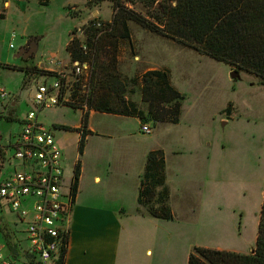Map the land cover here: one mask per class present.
<instances>
[{"label":"crops","instance_id":"1","mask_svg":"<svg viewBox=\"0 0 264 264\" xmlns=\"http://www.w3.org/2000/svg\"><path fill=\"white\" fill-rule=\"evenodd\" d=\"M40 1L45 0H0V16L7 18L10 11L17 12L22 25L21 34L16 32L13 40L25 38L16 59L35 58L34 64L25 66L17 60H0L2 65L29 69L24 70L23 87L32 73L40 75L36 85L56 78L49 70L56 69L49 62L50 56L71 62L66 49L69 40L63 56L58 55L59 48L40 51L39 38L37 47L30 45L37 31L31 30L33 15L29 11L31 4L38 5ZM60 4L66 8L73 5L80 12V23L100 15L99 11L87 10L86 0H64ZM29 46L32 54L19 56L20 50L27 47L28 51ZM15 47L14 44L11 48ZM216 66L223 69V74L221 82L215 83L218 73L211 69ZM157 68L165 67L147 69ZM201 69L198 75L208 83L200 84L199 77L192 95L181 90L185 99L180 121L159 124L153 133L142 131L144 121L139 116L90 110L85 124L84 110H72L68 103L39 111V120L51 129L63 149L66 188L72 185L77 164L80 165L65 264H188L196 246L241 254L254 252L264 202V117L253 112L264 104L259 98L253 100L252 115L242 107L248 96L233 95L234 68L229 64L206 61ZM3 83L17 99L0 104V143L10 138L3 134L9 131L6 122L11 118L20 120L19 134L25 118L17 115L23 87L13 91ZM139 97L140 94L136 99ZM231 104L232 109L225 112ZM51 108V119L47 120L42 111ZM10 110L15 112L11 118L7 113ZM83 136L85 146L80 153ZM154 149L164 153L172 219L140 210L142 174L148 154ZM13 168L8 165L6 172ZM0 215L3 251L5 246L20 248L14 230L25 229L1 198ZM22 245L27 248L28 242L22 241ZM12 253L5 254L20 264Z\"/></svg>","mask_w":264,"mask_h":264},{"label":"trees","instance_id":"2","mask_svg":"<svg viewBox=\"0 0 264 264\" xmlns=\"http://www.w3.org/2000/svg\"><path fill=\"white\" fill-rule=\"evenodd\" d=\"M102 1L88 0L87 8ZM107 1L113 6L112 20L94 17L83 25L84 29L78 27L71 32L66 46L71 61H88L91 64L87 90L80 95L75 94L72 98L74 101L68 103L84 110L85 124L90 110L141 118L147 113L155 121L168 123H178L181 119L185 95L174 86L165 68L150 69L142 76L141 93L147 110L128 99L127 85L118 69V49L120 40H132L130 22L225 62L234 69L256 74L264 84V0H168L155 8L156 13L152 15L154 21L130 7L136 4V0ZM76 14L72 13L74 16ZM80 29L85 35L83 39L76 37ZM7 66L16 69L15 66ZM229 111L230 107L225 109V112ZM84 146L83 136L80 153ZM165 162L161 149L149 152L138 202L142 212L172 219L174 213L165 184ZM79 175L78 163L72 183L75 194ZM59 242L49 264H65L69 235H60ZM8 247L7 253L11 246ZM31 263L42 264L34 259ZM188 264H264V202L253 253L241 254L196 246Z\"/></svg>","mask_w":264,"mask_h":264},{"label":"rangeland","instance_id":"3","mask_svg":"<svg viewBox=\"0 0 264 264\" xmlns=\"http://www.w3.org/2000/svg\"><path fill=\"white\" fill-rule=\"evenodd\" d=\"M61 1L64 0H51L47 3L38 2V5L31 4L29 13H32V25L31 30L37 33H34V37L31 40L32 44L36 46V39L39 38V50L42 49L50 50L54 48L60 49L59 56H63L65 53V44L71 37V32L78 28L77 25L80 24L79 27H83L84 24L89 20H86L82 23V18L80 17V12L76 11V8L72 6L62 7L60 4ZM88 0H86L87 3ZM136 4L134 6H130L134 8L139 13L145 15L148 19L153 20V14L156 13L155 8L160 6L161 3H167L168 0H136ZM68 10V13H67ZM87 10L91 13L94 11H99L98 17L100 19H104L105 21H110L113 18L114 10L112 3L104 0L99 5H94L92 8H87ZM16 12V11H15ZM77 13L75 16L72 13ZM17 13V12H16ZM14 12H9V17L0 16V60L6 62L18 61L19 64L25 66L26 64H34V57L30 58H17L15 57L17 51L21 47V44L24 42L25 38L20 37L17 38L14 42L16 45L15 48L10 47V43L12 41V32L16 30V32L21 34V26L19 23L18 15ZM70 15V16H69ZM96 16V17H97ZM130 27L132 31V40L122 39L119 43L118 49V69L122 73L126 85H127V97L130 101H135L136 104L142 105L144 109L147 110V103L143 101L142 98V76L145 71L150 70L147 69L149 66H164L165 69L169 71L172 83L175 87H177L180 91L186 92L187 95H192L195 89H197L198 78L201 75L199 71H202L201 66L206 61H214L216 63V59L211 58L209 56H200L198 52H196L193 48L184 46L175 40L169 39L162 35H158L150 30L144 28L136 22H130ZM81 29L77 32V36L80 39H83L85 35L83 32H80ZM37 47V46H36ZM40 53V52H39ZM67 55V54H66ZM51 57V56H50ZM70 57V55H69ZM72 62V61H71ZM69 62V64L71 63ZM220 65H222L221 61H218ZM153 64V65H149ZM4 66V67H2ZM10 66V65H9ZM13 66V65H11ZM16 67V66H15ZM163 69V68H161ZM25 68H11L7 65L0 64V78L3 82L7 83L11 90L16 91L18 88L23 87V79ZM218 73L216 78V82H221L223 69L220 66H216L215 69H211ZM238 71L237 77L233 80L231 85V91L234 93L233 95H246L248 96V101H245L243 104V108L249 110L251 108V103L253 100L261 99L262 104H264V84L262 79L253 73L247 71H240L238 69H234ZM204 71H210L209 69H204ZM199 74V75H198ZM89 69H86L84 72L81 81L76 83H71V88L69 89V97L72 99L75 94L80 95V93H85L87 90V86L89 84ZM38 74L33 75V73L29 76V79L25 82V85L22 89L21 100L22 103L18 110V116H26V114L35 107L33 97L36 92V84L39 82ZM51 79L53 77H50ZM197 78V79H196ZM201 78V77H200ZM202 85L207 84L208 80H204L201 78ZM21 84V85H20ZM19 86V87H18ZM181 91V92H182ZM182 92L184 95L185 93ZM139 100L136 99L138 95ZM216 94V91L212 93ZM12 99H17L15 94H12ZM249 105H248V104ZM214 107V103L212 104V108ZM230 110L232 109V104L229 106ZM72 110H77L74 107H71ZM12 109V108H11ZM51 109H45L42 111V115L47 116V120L51 119ZM260 109V108H259ZM8 117L14 114V111H8ZM256 115H260L264 117V106L258 110L257 112H253ZM252 115V112L250 113ZM44 117V116H43ZM144 122L151 124L154 132V127L162 123L168 122H160L155 121L150 118V116L146 113L143 118H141ZM1 123V122H0ZM174 124V123H172ZM7 129L9 130L10 139L14 141L16 139L17 133L21 128V122L18 119L11 118L8 122H6ZM49 125V123H48ZM51 125V124H50ZM49 125V126H50ZM52 126V125H51ZM152 132V133H153ZM1 218V215H0ZM24 227V225H23ZM17 234L16 240L20 248H10V252L14 257L17 258L20 264H32L33 257L27 252L24 245H22V241L28 242L26 239V233L22 230L15 231ZM18 232V233H17ZM0 238L2 240V233L0 232ZM207 238V236H206ZM204 236V241L206 240ZM0 240V241H1ZM16 243V245H17ZM9 244V243H8ZM23 246V248H21ZM8 247L5 246L4 252L7 253ZM19 256H21L19 258ZM22 262V263H21Z\"/></svg>","mask_w":264,"mask_h":264},{"label":"built area","instance_id":"4","mask_svg":"<svg viewBox=\"0 0 264 264\" xmlns=\"http://www.w3.org/2000/svg\"><path fill=\"white\" fill-rule=\"evenodd\" d=\"M80 32H83L82 30ZM12 33L11 47L16 38ZM86 48V47H85ZM49 62L56 69H49L56 78L36 86L35 107L23 120V128L16 139L0 143V198L24 225L27 235V252L42 264H49L57 249L59 237L70 235L76 194L72 185L66 188L64 180L63 149L53 132L39 120V111L74 99L69 97L71 83L80 82L88 61L65 63L56 56ZM7 86L0 80V104L7 105L13 99ZM141 129L152 133L151 124L144 122ZM8 165L14 168L6 172ZM0 264H18L0 246Z\"/></svg>","mask_w":264,"mask_h":264},{"label":"water","instance_id":"5","mask_svg":"<svg viewBox=\"0 0 264 264\" xmlns=\"http://www.w3.org/2000/svg\"><path fill=\"white\" fill-rule=\"evenodd\" d=\"M32 54V51H27V47H24L20 50L19 56H25V57H29V55ZM238 75V71L234 70L233 72V77H237Z\"/></svg>","mask_w":264,"mask_h":264},{"label":"flooded vegetation","instance_id":"6","mask_svg":"<svg viewBox=\"0 0 264 264\" xmlns=\"http://www.w3.org/2000/svg\"><path fill=\"white\" fill-rule=\"evenodd\" d=\"M32 42H30V45H31ZM31 50V46L28 47V51Z\"/></svg>","mask_w":264,"mask_h":264}]
</instances>
